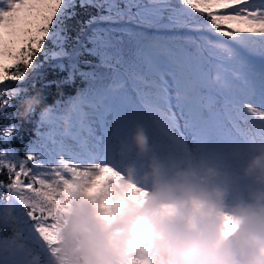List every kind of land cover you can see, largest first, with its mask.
Masks as SVG:
<instances>
[{
    "label": "snow or ice",
    "instance_id": "6c2138e0",
    "mask_svg": "<svg viewBox=\"0 0 264 264\" xmlns=\"http://www.w3.org/2000/svg\"><path fill=\"white\" fill-rule=\"evenodd\" d=\"M150 3L154 7L141 6L134 0H128L126 8L120 9L114 0H104L103 3L99 0H79L80 8L89 5L106 7L107 14L91 16L84 21L75 37L76 43L68 52L63 45L70 37L62 33H67L66 20L77 16V0L0 2V85L7 81H23L30 68L39 66L36 60L42 52L47 60L45 44L50 39L60 46L59 51L52 52L51 56L67 57L74 71L77 70L79 58L85 53L99 56L100 63L107 64V60L112 58L110 49H114L122 58L125 45L133 47V56L143 60L154 78L144 82L157 89L155 92L137 90L139 105L115 107L112 103H105L109 100V94L102 87L95 86V82L104 77L97 76L95 72H80L81 76L92 79L88 89L79 93V98L73 99L71 104L80 131L92 134V129L86 124L89 116L84 111L86 104L97 110L103 130V136L97 137V142L91 148L88 147L87 138L81 137L78 132L71 136L77 142L78 149L61 140L55 158L51 156V150L45 151L47 145L38 152L28 151L26 158L20 160L18 165L0 151V169L6 168L11 180L7 185L0 182V187L14 186L19 192L17 211L23 219V230L28 237L38 234L39 240L36 243H39L41 251L54 245L58 214L77 195L86 179L87 174L81 172L80 167L111 165L117 168L123 154L119 152L120 159L117 158V153L111 150L112 140L119 137L123 141V134L130 125L142 124L155 149L161 154H190V138L206 143L213 132L236 150H249L252 142L264 143V119L258 125V139L249 138L243 132L236 137L225 138L222 135L219 120L214 115L206 114L200 102L208 85L193 78L191 63L192 58L198 55L200 63L196 65V70L205 71L204 65L212 61L204 57V51L211 50L210 54L217 61L216 67L223 69L219 72L225 86L220 87L218 93L223 98L225 108L236 112L240 119L247 120V114L264 118V0H179L178 7L169 5L166 0H150ZM133 7L137 9L135 13L131 11ZM165 8L170 9L168 24L162 23ZM195 13L201 14L202 18H198ZM145 16L150 17L148 22L153 26L171 27L176 24L202 34L196 37H162L148 35L127 24L100 27L101 22L132 20L136 17L140 18L137 21L140 23ZM5 36L12 39L5 40ZM169 44H175L176 48L168 47ZM184 45H195V51H190ZM6 59L11 63H4ZM225 62L234 67L224 68ZM116 63L119 64L120 59ZM107 66L117 71L115 65ZM58 67L63 70L65 65L61 63ZM227 72L231 73V80L227 78ZM72 78L73 72H70L69 79ZM119 84L120 87L124 86L122 82ZM25 91L27 89L19 87L11 89L9 98L3 99L0 104V110L10 104L11 98ZM89 94L94 97L92 103L87 100ZM252 101H256L259 106H254ZM101 108L103 111H100ZM173 108L178 110L179 117L183 119V131H180L181 126L175 113L166 116L161 126L163 109L171 112ZM109 115L112 116L111 121L107 119ZM59 118L51 113L48 120ZM68 121L71 128L72 114ZM109 123L113 125L111 129L107 127ZM14 130V126L2 129L0 137L7 139ZM161 131L163 137L160 136ZM49 140L56 143L51 137ZM22 177L27 178V182ZM134 255L141 258L152 256L151 244L142 245ZM130 259L126 257L125 264H129ZM0 264L10 262L0 259ZM11 264H21V261L16 259Z\"/></svg>",
    "mask_w": 264,
    "mask_h": 264
},
{
    "label": "clouds",
    "instance_id": "9594fccd",
    "mask_svg": "<svg viewBox=\"0 0 264 264\" xmlns=\"http://www.w3.org/2000/svg\"><path fill=\"white\" fill-rule=\"evenodd\" d=\"M212 83L225 86L222 74ZM121 85L109 84L115 90ZM43 103L24 96L14 115L27 119ZM53 105L40 109L46 120ZM70 113L63 117L68 122ZM36 132V129H34ZM242 175L247 200L228 199L230 174L220 154H161L142 124L121 142L123 164L83 165L86 179L58 214L54 245L32 247L17 211L19 192L0 196V259L21 264H264V143H250ZM71 186V181H69ZM27 195V194H25ZM151 244L152 256L134 255Z\"/></svg>",
    "mask_w": 264,
    "mask_h": 264
},
{
    "label": "trees",
    "instance_id": "16d2710c",
    "mask_svg": "<svg viewBox=\"0 0 264 264\" xmlns=\"http://www.w3.org/2000/svg\"><path fill=\"white\" fill-rule=\"evenodd\" d=\"M100 3H103L104 0H99ZM115 4L119 6L120 9H125L128 0H114ZM135 3H138L141 6L154 7L150 0H134ZM166 2L173 6H180L179 0H166ZM136 8L133 7L131 11L136 12ZM77 16L72 19L66 20L67 33H62V35L67 34L70 38L64 43L63 47L66 51L71 52L74 44L76 43L75 37L79 34L80 27L84 21H87L91 16H96L99 14H107L105 8H97L95 6L89 5L86 8L79 7V0H77ZM190 11H195L191 10ZM164 19L163 24H168V16L170 14V9L165 8L163 10ZM198 18H202L201 14L195 13ZM140 18L136 17L132 20H122V21H112V22H101L100 27L108 26H120L122 24H127L128 26L138 29L148 35H159L162 37L168 36H192L196 37L201 35V32L193 30L187 27H181L179 25L173 24L171 27L163 26H153L149 24L150 17L145 16L144 21L138 23ZM95 26V25H93ZM203 34L207 35L206 32ZM12 39L8 37L6 40ZM128 38L126 37V40ZM224 39H228L224 37ZM91 47V44L88 45ZM59 44L53 43L52 40H46L45 49L47 55L53 50L59 51ZM190 51H195V45H187ZM135 49L128 45L124 47V55L120 58L114 49H110L111 59L107 60V64L115 65L117 71H113L107 66V64L100 63V57L96 55H89L85 53L79 58V63L77 70H73L70 67L69 60L67 57H56L48 56V59H45V54L42 52L38 55L36 64L38 67L30 68L27 72L26 78L23 81H7L3 85H0V104L3 103V99L9 98L8 93L13 88H22L27 89L25 92H21L19 96L13 97L10 100V104L4 109L0 110V130L7 129L14 126V132L7 138L4 139L0 137V151L4 152L9 159L15 161L18 165L19 161L26 158V153L28 151L35 150L38 152L41 147L47 145L45 151L51 150V156L55 158L52 147L59 146V142L62 140L59 138L58 129H63V123L59 119L40 120L39 113L40 109L44 107L45 104L53 105L52 114L65 116L69 113L72 114V120L75 121V115L71 108L73 99H78V94L86 91L89 85L92 83L91 77H84L80 75V72L90 73L95 72L97 76H103L102 80H97L95 86L102 87L103 90L108 87V85L120 79L123 76V87H120L122 91L127 93L128 100L130 102L139 105L140 92H155L157 89L151 87L149 84H146L144 81H152L154 78L149 74L147 67L144 65L142 59H136L133 56ZM211 50L204 51V57L212 62L215 61V56L211 55ZM214 57V58H213ZM117 59H120L121 62H125V65L117 64ZM194 61H199L200 57L197 55L193 57ZM258 59V57H257ZM91 63H88V62ZM4 63L10 64V60H5ZM63 63L65 65L64 69L61 70L58 65ZM196 63V64H199ZM206 63L204 66H207ZM227 64L224 63V66ZM97 66V67H94ZM224 68H231L226 66ZM73 72V78L69 79V73ZM194 74V69L192 75ZM231 76L230 72H227ZM143 77V80H141ZM193 78L194 75H193ZM212 77L206 79L204 76L200 78H195L204 81L208 85V89L202 93L200 102L205 108L206 114L214 115L222 125L221 132L222 135L227 138L231 133L234 135H240L243 132L247 137L252 138L256 137L258 139V125L261 120L256 119L253 115L247 114V120L240 119L236 112L232 111L230 108H225L223 103L222 96L219 95L218 89L219 86L212 83ZM158 82V81H157ZM34 93H41L43 98V103L38 107L34 114L29 118L20 119L14 115L17 108L20 107V101L24 96L32 95ZM91 95V94H89ZM209 97V98H208ZM206 100V101H205ZM208 102V103H207ZM232 112H234V118L232 117ZM233 120V121H232ZM162 122V121H161ZM36 129V132L34 131ZM214 135H217L213 132ZM230 133V134H229ZM160 136L163 137V131L160 132ZM220 142H225L226 140L217 135ZM49 137L54 139L56 143H52L49 140ZM212 137V138H213ZM214 142H212L213 144ZM229 150L227 153H232V146L225 142ZM235 152V151H234ZM233 152V153H234ZM249 156V154H248ZM248 158V157H247ZM246 158V159H247ZM28 166H32L29 164ZM23 178V177H22ZM25 182H27V178ZM0 182L4 185L10 183V175L6 168L0 169ZM6 192V187H0V196H3ZM8 229L4 228L0 235H7ZM27 237L28 234L26 233ZM39 240L38 234H33L28 237L29 244L40 250L39 243L36 241Z\"/></svg>",
    "mask_w": 264,
    "mask_h": 264
},
{
    "label": "rangeland",
    "instance_id": "374dc122",
    "mask_svg": "<svg viewBox=\"0 0 264 264\" xmlns=\"http://www.w3.org/2000/svg\"><path fill=\"white\" fill-rule=\"evenodd\" d=\"M0 2H2V0H0ZM8 38V36H5V40ZM168 47L170 48H176L175 44H169ZM184 47H187V45H184ZM57 51V50H53L51 52L48 53V56L51 57V53ZM214 58V57H213ZM191 63L193 65V69H194V77L195 78H200L201 76H204L206 79L212 77V74L216 71H222L223 69H218L216 67V63L217 61H213L211 64H208L205 67V71H198L196 70V63H199V61H194V59L191 60ZM122 66L125 65V62H121L120 63ZM225 64H227L226 66L229 67H234L233 65H230L228 63L225 62ZM224 66V67H226ZM226 76L229 80L232 79V76L228 75L226 73ZM123 76L120 79H117L113 82L119 84V83H124L123 81ZM111 82V83H113ZM110 83V84H111ZM218 86V85H216ZM220 88V87H219ZM104 91H106L109 94V100L105 101V103H112L115 107H119L121 105H136L133 102H130L128 100L127 97V93H125L124 91H122V89L117 88L115 90L109 89V87L105 88ZM209 98V97H208ZM89 103L94 102V97L88 96L87 98ZM206 101V100H205ZM208 103V102H207ZM254 106H259L256 101H252ZM84 111L87 112L89 114L87 120H86V124H88V126L92 129V134L90 135L87 131H80V126L79 123L77 122V120L75 121H71V128H70V124L69 121L67 123H65L63 117L64 116H60V115H54L53 116H59L61 118H59L60 121H62L64 128L63 129H58V134H60L59 138L62 139L64 141V143L66 145H72L74 148L78 149V145L77 142L74 141L71 136L75 135L79 132V134L81 135V137L83 138H87L88 140V147H92L96 142H97V136L98 134L101 132L103 133L102 127H101V122H100V118L97 115V110L93 107H89L87 106V104L85 105ZM100 111H103V109L101 108ZM173 113L176 114L177 116V122L180 124V131H183V119L179 117V113L178 110L173 108L171 112H168L167 109H163V115L161 116V126L163 125V122L165 120L166 116H171ZM232 117L234 118V112H232ZM255 117V116H254ZM256 119H264V118H260V117H255ZM108 121L112 120V116L109 115L107 117ZM58 120V119H57ZM233 121V120H232ZM134 125V124H133ZM133 125H130L129 128L125 131V133L123 134V141L126 140L129 136H130V132L132 130ZM107 127L109 129H111L113 127V125L111 123H109L107 125ZM66 133H70L67 134ZM95 133V134H93ZM109 134H111V132H109ZM230 134V133H229ZM150 135L151 131H150ZM103 136V135H102ZM100 136V137H102ZM230 136L232 137H236L239 136L234 135L233 133L230 134ZM213 133L209 136L208 140L206 143H200L197 142L196 140L193 139H189V153H196V154H203V155H214V154H220L223 157V160L227 166V170L229 171L231 168H234L235 170L237 169V171L234 173L232 180L229 181L230 183V188H229V194H228V199L230 201H235L237 199H241V200H247L249 198V193L251 192L252 188L254 187L252 181L250 178H247L245 176L242 175V171L240 170L239 167L242 166L243 168V163H242V159L245 157V152L243 150H236L234 147H232L233 152L232 153H227V150H229L228 145L225 142H220L219 137L217 135H215L213 138ZM121 139L119 137L114 138L112 140V144H111V150L114 153H117V158L120 159L118 153L120 152V147H121ZM212 142H214L212 144ZM59 146H54L52 147V150L54 152V155L56 156V151L58 149ZM123 160L124 158H121L118 161L117 164V168L119 169L122 164H123Z\"/></svg>",
    "mask_w": 264,
    "mask_h": 264
}]
</instances>
